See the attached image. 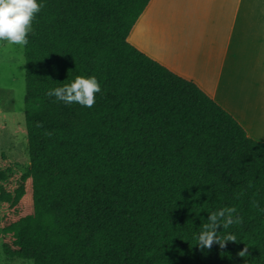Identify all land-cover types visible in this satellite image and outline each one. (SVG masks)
<instances>
[{
    "label": "trees",
    "instance_id": "trees-1",
    "mask_svg": "<svg viewBox=\"0 0 264 264\" xmlns=\"http://www.w3.org/2000/svg\"><path fill=\"white\" fill-rule=\"evenodd\" d=\"M150 1L37 0L23 47L29 167L0 184L6 258L264 264V143L129 43ZM77 76L101 86L91 108L46 95ZM226 207L242 222L218 235L237 242L201 250L208 214Z\"/></svg>",
    "mask_w": 264,
    "mask_h": 264
},
{
    "label": "rangeland",
    "instance_id": "rangeland-1",
    "mask_svg": "<svg viewBox=\"0 0 264 264\" xmlns=\"http://www.w3.org/2000/svg\"><path fill=\"white\" fill-rule=\"evenodd\" d=\"M131 40L242 113L264 141V0H153ZM24 66L23 48L0 42L1 185L29 167ZM0 264L32 261L6 258L0 238Z\"/></svg>",
    "mask_w": 264,
    "mask_h": 264
},
{
    "label": "clouds",
    "instance_id": "clouds-1",
    "mask_svg": "<svg viewBox=\"0 0 264 264\" xmlns=\"http://www.w3.org/2000/svg\"><path fill=\"white\" fill-rule=\"evenodd\" d=\"M43 5L37 0H0V42L8 45H18L21 48L28 44V34L32 31V21ZM101 92V86L95 76L85 78L77 76L70 84L49 90L46 95L55 97L65 104L78 103L81 106L91 108L95 104V94ZM258 207V203L253 201ZM235 207H226L208 214L207 223L197 237V244L201 250L211 249L213 244L224 248L227 242H237L233 234L218 235V229H228L234 224H240L242 217L236 215ZM248 246L246 245L238 256L246 257Z\"/></svg>",
    "mask_w": 264,
    "mask_h": 264
},
{
    "label": "crops",
    "instance_id": "crops-1",
    "mask_svg": "<svg viewBox=\"0 0 264 264\" xmlns=\"http://www.w3.org/2000/svg\"><path fill=\"white\" fill-rule=\"evenodd\" d=\"M246 1V0H245ZM153 2V0H151L148 4V6L146 7L145 11L143 12V14L140 16V18L137 20V22L135 23L133 29L131 30V33L128 37V41L131 45H133L135 48H137L138 50H140L141 52H143L144 54H146L148 57H150L151 59L157 61L159 64L163 65L164 67H166L168 70H170L171 72H173L174 74L186 79V80H189L191 82H193L195 85H197L206 95H208L212 100H214L219 106H221L224 110H226L240 125L241 127L245 130L247 136L249 138H251L252 140L254 141H257V142H263L262 140H259V139H256V138H253L250 134H249V131H248V128H247V125L245 124V121L242 119V113H240L238 110H233L232 108H229L225 103H222L220 101H218L215 97H213L204 87H202V85H200L197 81H195L194 79L188 77V76H185L183 74H180L178 73L177 71H175L173 68L167 66L166 64L162 63L161 61L151 57L150 55H148L146 52H144L141 47H139L136 43H134L132 40H131V36L134 32V30L136 29L137 27V24L139 23L141 17L144 15V13L146 12V10L148 9V7L151 5V3Z\"/></svg>",
    "mask_w": 264,
    "mask_h": 264
}]
</instances>
